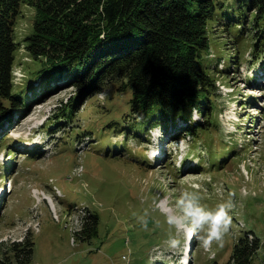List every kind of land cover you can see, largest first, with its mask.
Wrapping results in <instances>:
<instances>
[{
    "label": "rangeland",
    "instance_id": "rangeland-1",
    "mask_svg": "<svg viewBox=\"0 0 264 264\" xmlns=\"http://www.w3.org/2000/svg\"><path fill=\"white\" fill-rule=\"evenodd\" d=\"M245 15L232 14L240 28L225 18L208 25L213 116L194 106L186 125L168 121L150 132L129 113V92L115 82L82 95L70 122L60 109L79 88L68 87L67 78L49 83L31 103L44 85L40 78L33 83L40 64L27 54L24 37L36 13L24 5L13 77L16 88L26 76L17 93L30 107L0 123L7 161L0 162V257L28 237L32 252L24 264H235L243 240L257 244L246 264H264V66L253 55L257 35ZM48 117L51 126L43 124ZM193 119L209 129L191 136L186 126ZM156 147L162 156L153 162ZM192 201L213 212L231 204L221 221L226 228L207 246L200 237L209 225L194 224ZM94 221L96 233L85 232Z\"/></svg>",
    "mask_w": 264,
    "mask_h": 264
},
{
    "label": "trees",
    "instance_id": "trees-1",
    "mask_svg": "<svg viewBox=\"0 0 264 264\" xmlns=\"http://www.w3.org/2000/svg\"><path fill=\"white\" fill-rule=\"evenodd\" d=\"M230 1L0 0V123L30 107L17 93L26 76L16 88L13 77L16 27L24 5L36 13L31 33L24 37L27 54L40 64L31 71L33 83L40 78L44 85L40 96L30 97L31 103L44 97L49 83L67 78L68 87L79 88V94L60 109L65 122L76 115L74 108L81 96H90L105 81L118 83L120 92H129V113L143 118L147 128L187 121L194 106L202 116L210 108L209 116H213L216 101L209 69L213 62L207 56L209 23L225 18L228 26L238 25L241 18L233 23V12L246 13L257 35L253 55L264 58V0H234L236 9H231ZM51 120L48 117L43 124L51 126L55 123ZM202 125L193 121L191 136L195 130L209 129V124L200 128ZM84 230L95 232L96 222ZM241 241L232 255L237 257L235 264H246L257 248V244ZM32 244L28 237L12 243L8 252L2 253L0 264H24Z\"/></svg>",
    "mask_w": 264,
    "mask_h": 264
},
{
    "label": "clouds",
    "instance_id": "clouds-1",
    "mask_svg": "<svg viewBox=\"0 0 264 264\" xmlns=\"http://www.w3.org/2000/svg\"><path fill=\"white\" fill-rule=\"evenodd\" d=\"M228 207H231L230 203H222L218 206L217 210L213 212L210 210H205L192 201L191 210L194 215V224L200 226L206 222L209 225L207 230L208 235L200 237L206 246L213 238H219L221 232L226 228L227 220H223V223H221V221L225 215V209Z\"/></svg>",
    "mask_w": 264,
    "mask_h": 264
},
{
    "label": "bare ground",
    "instance_id": "bare-ground-1",
    "mask_svg": "<svg viewBox=\"0 0 264 264\" xmlns=\"http://www.w3.org/2000/svg\"><path fill=\"white\" fill-rule=\"evenodd\" d=\"M38 107V106H37ZM39 108V107H38ZM12 129V128H11ZM11 132H13V130H10ZM9 133V132H8ZM16 134H13V136H15ZM2 159V157H0V160ZM3 160H4V158H3ZM11 182V185L8 187V190L10 189V187H12L13 186V180L12 181H10ZM6 188H7V186H6ZM6 191V190H5ZM163 205L165 206V207H167L168 206V203H163ZM167 212H169V213H172V210H166ZM190 251H191V247H190ZM186 255V254H185ZM183 259H182V257H181V259H180V262L182 261Z\"/></svg>",
    "mask_w": 264,
    "mask_h": 264
}]
</instances>
